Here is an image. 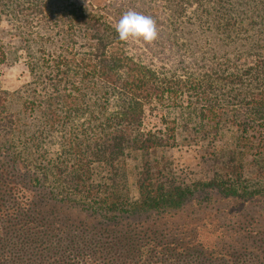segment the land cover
<instances>
[{
	"label": "rangeland",
	"instance_id": "1",
	"mask_svg": "<svg viewBox=\"0 0 264 264\" xmlns=\"http://www.w3.org/2000/svg\"><path fill=\"white\" fill-rule=\"evenodd\" d=\"M72 8L93 13L113 29L128 10L151 15L158 24V41L151 45L121 42L118 47L163 79L201 78L210 70L222 73L227 66L244 69L260 50L257 44L264 51V0H0V94L7 98L4 114L14 120L11 125L6 117L4 128L9 130L1 133V141L11 140L12 145L4 171L8 182L24 183L39 196L41 187L64 189L65 177L58 175L57 168L73 165L68 140L89 117L72 116L66 123L57 117L50 121L48 113H61V108L56 104L47 111L32 100L35 95L44 100L53 92L45 78L54 71L51 59L63 54L66 45L76 57L93 48L95 42L71 21ZM221 22L233 24L230 33L216 28ZM218 86L212 95L223 99V117L210 122L194 114L195 105L183 108L191 98L179 92H165V98L147 108L144 130H161L166 138L176 137L175 143L158 148L151 158L162 173L192 186L227 175L226 190L204 186L171 220L176 225L198 224V239L207 250L217 245L235 251L225 264H264V167L257 164L261 161L264 166V131L242 134V125L234 119L237 112L250 117L251 109L236 107L225 96L233 93ZM229 152L243 163L237 174L222 168L224 160L233 158ZM144 160L145 156L134 152L120 164L133 198L138 195L136 180ZM95 167L99 179L106 171ZM231 188L236 190L229 192ZM230 234L237 237L235 243L228 241ZM195 248L199 251L198 245ZM181 259L183 264L199 263L196 253Z\"/></svg>",
	"mask_w": 264,
	"mask_h": 264
},
{
	"label": "trees",
	"instance_id": "2",
	"mask_svg": "<svg viewBox=\"0 0 264 264\" xmlns=\"http://www.w3.org/2000/svg\"><path fill=\"white\" fill-rule=\"evenodd\" d=\"M69 12L75 27H82L95 45L91 43L93 48L80 57L71 55L66 45L63 54L51 59L54 71L45 78L53 92L44 100L39 95L32 100L47 111L56 104L61 108V113H48L50 121L57 117L66 123L72 116L89 117L69 137L73 165L57 168L58 175L65 177L64 189L41 187L39 196L24 183L8 182L3 164L9 160L12 145L11 140L1 141V133L9 130L4 128L6 122L12 125L14 120L4 114L7 98L0 94V264H181L182 257L195 253L196 264H225L235 251L217 245L205 249L198 239V224L176 225L171 218L204 186L226 190L227 175L192 186L162 173L151 155L175 143L176 137L166 138L161 130H144V117L147 108L165 98V92H179L191 98L183 108L195 105L194 114L201 121L222 118L223 99L212 95L222 84L226 92L233 93L225 96L236 107L251 109L250 117L237 112L234 119L242 125L241 133L264 131L263 45L257 44L260 50L244 69L227 66L222 73L210 70L201 78L172 81L126 55L109 22L77 8ZM216 28L230 33L233 24L221 22ZM216 130L220 132V127ZM134 152L145 156L136 180V198L120 167ZM229 153L233 158L224 160L222 168L237 174L243 163ZM257 164L264 167L261 161ZM95 165L106 171L99 179ZM27 193L31 197L24 198ZM228 237V241H237L233 234Z\"/></svg>",
	"mask_w": 264,
	"mask_h": 264
},
{
	"label": "clouds",
	"instance_id": "3",
	"mask_svg": "<svg viewBox=\"0 0 264 264\" xmlns=\"http://www.w3.org/2000/svg\"><path fill=\"white\" fill-rule=\"evenodd\" d=\"M114 27L119 40L124 43L143 41L151 45L160 35L156 19L134 9L124 12Z\"/></svg>",
	"mask_w": 264,
	"mask_h": 264
}]
</instances>
